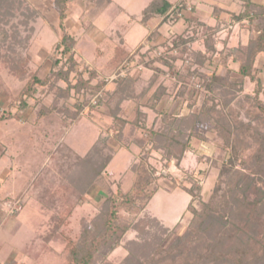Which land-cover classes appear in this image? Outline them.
I'll use <instances>...</instances> for the list:
<instances>
[{"label":"rangeland","instance_id":"obj_1","mask_svg":"<svg viewBox=\"0 0 264 264\" xmlns=\"http://www.w3.org/2000/svg\"><path fill=\"white\" fill-rule=\"evenodd\" d=\"M259 1L264 5V0ZM169 2L174 12L176 8H180L177 11L179 14L170 13L169 21L164 23L163 19L160 23L158 21L147 36L148 31L139 20L150 0H112L111 3H108V0H70L64 25L68 34L75 39L72 53L77 66L69 78L71 84H75L80 77L88 78L89 71L94 70L97 76L91 82L87 93L96 95L100 91L96 84L114 72L109 61L113 57L115 47L122 42L121 36L127 35L125 37L129 48L127 50H131L129 54H132L133 58L124 60L123 63L128 62L135 66L141 64L143 60L146 67L141 71L132 70V77L128 81L117 83V80L104 86L103 90L106 92L105 97L103 95L104 101L100 107L93 108L88 106L78 108L82 98L74 93L67 102H64L62 94L54 90L57 86L60 89L65 88V84L58 82L56 85L50 76L52 60L59 58L54 46L63 34L58 26V15L53 8L52 0H22V7L28 6L32 12H24L27 16L15 12L14 17L11 14L6 16L5 21L0 19V92H2L0 116L7 112L12 115L11 119L0 122V142L6 148L1 164L10 168L9 177L0 188V193L6 194L12 199L11 201L17 198L23 203L30 194L29 201L39 202V214L42 216L39 217V236L45 233L50 216L56 212L61 214L60 200L53 199L52 196L53 189L58 186V180L70 182L71 179L77 184L76 188L85 187L80 175L74 179L67 173L75 164L73 169L80 170L81 164L85 165L91 157L76 158L68 154L66 148L73 150L79 156H84L100 134H108L110 140L104 146L100 145L101 158L113 154L108 167L94 181L93 186L80 196L64 224V231L71 239L79 238L83 223H90L110 193H114L117 188L123 191L130 188L132 171L136 165L145 162L148 173L153 180H156L158 191L144 210L135 214L120 212L121 219L131 222V228L123 236L120 247L105 254L102 260L97 259V264L122 260L128 251L124 246L131 241L154 240L155 243L162 241L166 244L174 236L185 233L190 215L186 209L189 196L183 189L193 191L195 200L193 205L197 210L201 208L197 201H208L217 186L221 189L217 194L216 202L220 203L218 202L220 196L227 188L225 184H231L233 188L234 182L237 183L242 175L251 177L257 188L264 190V165L256 174H251L249 171V169L254 170L255 164H259L254 163L253 159L257 155L258 144L261 143L257 137L264 136V94L256 97L254 83L246 79L241 90L235 93L223 97L220 93L225 90H217L215 96L217 102H214L217 107L206 111L202 106L204 99L202 92L193 90V86L189 83L191 78L186 80L187 86L182 83L173 85L174 82L170 79H176V76L164 64L163 59L164 56L173 57L175 68L183 69L188 61L193 62L197 52L211 56L206 53L203 46L205 33L213 34V42L218 53L225 54L232 48L245 45L250 38L256 36V33L249 29L245 21L232 25L233 19L226 15L227 10L235 12L238 8L237 10L242 11V1L235 3L233 0L232 2L230 0H169ZM226 3H234L238 7L232 9ZM226 5L228 8L225 7ZM123 26L127 28L126 32L121 29ZM192 28H195V31ZM189 36L193 37L188 42ZM174 50L176 52H173ZM155 52L163 56L156 57ZM26 57L29 60V70H37L38 73L40 72L38 78L47 81L44 85L37 83L33 97L25 99L26 108L23 109L19 107L23 100L20 99V93L26 84L27 75L18 78L12 74L10 68L11 59ZM217 58V54L214 55L213 61H217ZM208 67L206 70L194 64L192 69H197V72L204 77L211 75L209 69L219 77L226 69L232 72L231 76H235L237 71V64L232 62L231 58H228L227 65L219 63L216 67L212 65ZM256 69L254 78L260 80L264 87V56L257 61ZM159 90L161 95L150 101L153 94ZM150 103L155 113L163 112L168 116H186L193 108L200 112L203 127L196 129L197 133L194 137L190 134L192 137L188 138L196 154L186 153L179 166L175 165L173 160L164 161L163 148L170 144L160 145L155 151H150L151 146L147 145V133L132 124L125 126L120 141L113 138L115 130L109 129L111 111L119 109L120 113L122 109L121 113L131 119L136 105H150ZM39 104L48 107L56 104L52 109L55 112L42 119H36L41 109ZM74 104L77 106L74 107ZM143 111L148 115V125H151L155 118L154 112L148 109ZM194 114L190 113L188 124H192ZM166 122H171V118ZM153 124H155L153 128L159 125L158 121ZM220 125L225 126L229 131L220 132L218 130ZM211 126H216V131H213ZM167 131V136H171L172 131L170 129ZM186 137L188 135L184 133L177 138L184 142ZM228 138L229 144L225 146ZM136 141L146 145L141 148L136 145ZM238 141L242 144L235 148L234 144ZM57 149L61 151L59 162L53 161L55 158L50 160L52 153ZM229 157L233 163L232 171L225 174L229 169L224 170L223 164ZM260 160L262 166L264 154ZM97 161L100 160L94 159L93 163L98 165ZM48 170L52 175L48 174ZM32 183H36L35 189L32 188ZM238 185L242 186L241 183ZM45 187L50 188L46 190ZM237 200L241 201L240 195ZM251 200H254L252 194L249 195V201ZM229 206L234 213V218L231 220L241 232L245 231V234L252 235L251 237H261L260 234L264 230V201L260 204L258 212L247 218L240 216L241 213L237 212V207L231 201ZM7 211L12 212L10 214L13 216L18 210L13 208ZM183 214L186 217L181 219ZM21 225L19 232H10L8 235L7 243L11 246L7 244L0 253V264H6L8 254L13 249L11 247L19 249L35 230L34 222L30 219H25ZM198 251L204 253V250ZM58 257L57 253L52 264L59 263Z\"/></svg>","mask_w":264,"mask_h":264},{"label":"trees","instance_id":"obj_2","mask_svg":"<svg viewBox=\"0 0 264 264\" xmlns=\"http://www.w3.org/2000/svg\"><path fill=\"white\" fill-rule=\"evenodd\" d=\"M240 1H242L243 10L237 16L233 15V19H246L249 29H252L256 33V36L250 38L245 45L232 48L226 52L227 54L218 53L213 42V34L205 33L203 46L206 53L211 54V56L197 52V56L193 62L188 61L183 69L180 67L175 68L174 62L172 61V59L175 60V58H167V56L163 58L164 64L167 65L176 76L173 85L185 84L186 80L192 77L195 79L196 83L200 84L202 87L201 94L204 97L202 106L206 111L217 107V104H215L217 102L215 101L217 90H225L220 93L223 97L227 94L235 93L241 90L242 84H244L246 79L254 83V95L256 97L262 93L264 94V87H262L261 81L254 78L257 72V61L261 56H264V5L253 3L251 0ZM69 3L70 0H52L53 8L58 15V26L63 34L59 42L54 46V50L59 54V58L52 60L50 76H52L56 85L58 82H63L65 84V88L60 89L57 86L54 90L59 91L60 95L62 94L64 102L69 100L72 93L78 97L80 96L82 102L78 108H85V106L90 108L94 106L100 107L104 101L103 95L104 97L106 95V92L103 90V87L106 86L105 83L100 81L96 84L97 89L103 91L102 96L96 99L94 105H91V100L95 95L93 96L91 92L87 93L91 82L94 81L97 76L94 70L89 71L88 78L83 79L80 77L75 84H71L69 81L74 68L77 66V62L72 53L75 46V39L68 34L64 25L69 10ZM22 6V0H0V19L5 21L6 16L11 14L12 17H14L16 14L15 12H20L21 15L24 16H27L24 12H32V10H29L28 6ZM172 7L169 0H152L142 11L140 23L147 24L151 19L159 17L163 19V23L167 22L169 21L170 13L175 15L179 14L177 11H179L180 8H176L174 12ZM172 16L174 17V15ZM192 29L195 31V28ZM192 37L193 36H189L187 41H191ZM216 54L218 56L217 61H213V56H216ZM228 58H231V61L237 64L235 76H231L232 72H230L229 69H226L221 77L217 76L214 71L209 69L211 75L209 77H204L197 72V69H192L194 64L204 67L206 70H208V65L214 67L219 63L227 65ZM128 59H133L132 54L126 52L121 45L116 46L113 57L109 61L110 66L113 67L112 70H117L124 60L126 61ZM167 60H170V62H167ZM11 62L12 66L10 70L13 75L18 78L27 75L25 77L26 84L20 93V99L22 98L23 100H21L22 105L19 107L24 109L26 108L25 99L33 97L37 83L39 85H44L47 80L39 79L37 75H39L40 72L38 73L37 70H29L28 57L18 60L11 59ZM140 63L144 65L145 69L146 67L143 60ZM131 77L132 75L128 74L125 78L119 79L117 83L128 81ZM185 86H187V84H185ZM159 92L160 90L155 92L150 98V101L160 96L161 93ZM41 104H39L41 109L37 113L36 119H42L49 114H53L52 112H55L52 109H54L53 107H55L56 104L53 107H48L46 105L42 106ZM76 106L77 105L74 104V107ZM123 109L125 108L123 107ZM143 109L154 112L155 118L151 125H148V115ZM194 109L195 108L187 113L186 116H168V114L163 112L155 113L151 103L150 105L140 104V106L136 105L133 108L131 119L121 113L123 111L122 109L120 113L119 109H115L111 111L110 114L111 123L109 129L115 130V136H113V138L116 139V141H120L125 126L128 124L134 125L137 129L147 133V145L150 144V151H155L160 145L170 144L163 148L164 161L168 162V160H173L174 164L179 166L186 153L193 152L196 154V150L190 146L188 138L194 137L198 128H202L203 126L201 124L202 121H200V112ZM190 113H195L194 118H192V124H188ZM11 117L12 115L7 112V114L0 116V122L7 121L11 119ZM169 118H171V122L168 123L166 120ZM155 121H158L159 124L157 128H153L155 125L153 123ZM220 126L221 127L218 129L220 132L229 131L225 126ZM211 127L213 131H216V126ZM168 129L172 131L171 136H167ZM184 133H187L188 137H186L184 142H181L177 137ZM257 138L261 143L258 144L259 147L256 151L257 155L254 156L253 160L254 163L257 162L259 164H255L254 170L249 169L251 174H256V172L261 171L264 165L263 163L261 166L260 163V158L264 154V136H259ZM108 140H110L108 134H100V137L84 156L74 154L72 150L66 148L65 151H67L68 154L74 155L76 158L89 159L91 157L90 161L85 162V165L81 164L82 167L80 166V170L73 169L76 166L75 164L67 173L71 176L70 178L80 175L84 181L85 187L76 188L75 186L77 184H75L73 180L71 181V179L70 182L69 180H58V186L56 189H53L52 196L53 199L59 198L61 208L59 210H61V214L58 212L52 214L47 223L45 233L39 236V250L36 253L38 255L36 259L39 261V264H52L57 253L59 255V263L57 264H97V259L100 258L102 260V258H105V254L120 247L123 236L131 228V222L121 219L120 212L127 211L128 214H135L137 211L144 210L153 196L157 193L158 187L155 184L156 180H153L151 174L148 173L145 162L138 164L134 168L132 167L133 179L130 188L127 191L117 188L114 193H110L104 199L99 212L92 218L90 223H83L82 232L77 240L71 239L65 233L64 224H66L67 218L71 215L76 202L81 195L85 194L87 189L93 186L94 181L101 176V173L108 167L113 158V154L101 158L102 151L100 150V145L104 146ZM135 143L141 148H144V145H146L144 143L141 144L140 141H136ZM228 144L229 138L225 146H228ZM240 144H242L241 141H238L234 144V147H240ZM59 152H61L59 149L55 150L50 160L55 158L53 161L58 160L59 162V158L61 157V153ZM87 155H89V157H87ZM94 159L100 160L97 161L98 165L93 163ZM232 164V159L229 157L228 161L223 164L224 170L229 169L225 171V174L231 173ZM48 174L52 175V173L50 174V170H48ZM240 177L237 183L234 182L233 188L231 184H225L227 188H225L226 190L220 196V201H218L220 203L216 202L217 194L221 189L219 186L214 189L208 201H197L201 206L199 210L193 205L195 203L193 191L191 189H183L189 196L186 209L190 215L185 233L174 236L166 244L162 243V241L155 243L154 240H152V242L146 240L143 242L131 241L124 246L128 250L126 256L122 260L115 262H118L117 264H264V230L263 233L261 232L262 234H260L261 237H251L252 235H246L245 231L241 232V229L239 230L233 220H231L234 218V213L231 206H229V201L237 207V212L241 213L240 216H243V218L253 216V214L255 215L258 209H260V204L264 201V190L257 188L254 180L248 175H242ZM53 182L54 181H52V183ZM36 183L31 184L33 189L37 186ZM239 183H241L242 186H239ZM49 188L45 187L46 190ZM59 192L61 193L59 194ZM251 194L254 195V200L249 201V195ZM238 195L241 196V201L237 200ZM62 213H64V215H62ZM185 217L186 215L183 214L181 219ZM225 244L227 246H225ZM198 250H204V253ZM115 262L111 261L104 264H116Z\"/></svg>","mask_w":264,"mask_h":264},{"label":"crops","instance_id":"obj_3","mask_svg":"<svg viewBox=\"0 0 264 264\" xmlns=\"http://www.w3.org/2000/svg\"><path fill=\"white\" fill-rule=\"evenodd\" d=\"M151 1L152 0H150V2ZM230 1L232 2V0ZM233 1L237 3L239 0H233ZM251 1L253 3L263 5L259 3L260 2L259 0H251ZM111 2L112 0H108V3H111ZM227 5L230 6L232 9H235L238 7V5L234 3L227 4ZM227 5L225 7H227ZM237 9L235 10V12L231 10H227L228 13L226 15L230 17L231 19H233V15L237 16L239 13L242 12L241 9L240 10H237ZM232 13H235V14H232ZM158 21L160 23L162 21V18L160 20L157 18L151 19L147 24H142L140 22L139 23L147 29L148 31L147 36H149L150 32L153 31L154 26L156 25ZM233 21L234 22H232V25L241 24L242 23L241 21H245L247 23L246 19H241V20L233 19ZM121 29L125 30V32L127 31V28L124 26L121 27ZM126 36H121L122 42L120 45L126 50V52L131 53V50H127L128 45L125 40ZM2 147H3L2 143L0 142V188L3 187L6 178L9 177L8 171L10 170V168L3 167L1 164L2 158H4L6 154V148L3 147L4 148L3 149ZM25 189L27 190V188ZM27 193H29V191ZM26 197H27V201L23 203L17 200V198H14L15 200L11 201L12 199H10L6 194L1 195L0 193V253L5 248V246H7V244L11 246V244L7 243L8 235L10 234V232H19L22 226L21 224L25 219L32 220L35 225V230H33V233L31 234V236L28 237L27 241L25 243H22L19 249H17L16 247H11L13 249L8 254L6 264H39V261H37L36 259L38 257L36 253L39 250V217H42V216L39 214V202L38 201L35 202L34 200L29 201L28 199L30 198V194H28ZM13 208H21V210L16 211L12 216V214H10L11 212H8L7 210L11 211V209Z\"/></svg>","mask_w":264,"mask_h":264},{"label":"built area","instance_id":"obj_4","mask_svg":"<svg viewBox=\"0 0 264 264\" xmlns=\"http://www.w3.org/2000/svg\"><path fill=\"white\" fill-rule=\"evenodd\" d=\"M179 17H180V15H179ZM173 52H176V51L174 50ZM168 54H170V53H168ZM155 55H156V57L163 56V54L162 55H161V53L158 54V52ZM143 69H144V65H142V64H138V65L135 64V66H133V64L131 65V64H128V62H126V63H123V65H121L111 75L105 76L101 81L103 83H105V85L112 84L119 79L125 78L128 74H131L132 70L133 71H141ZM170 80H172V79H170ZM172 81H175V78ZM189 83H190V85L193 86L194 91L195 90H196V92L202 91V87L200 86V84L196 83V81L193 77L190 79ZM190 85H188V86L190 87ZM100 96H101V90L92 98L91 104L94 105L96 102V99ZM14 209L19 210L20 208H14Z\"/></svg>","mask_w":264,"mask_h":264}]
</instances>
